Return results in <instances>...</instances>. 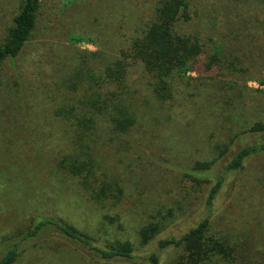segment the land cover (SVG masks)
I'll list each match as a JSON object with an SVG mask.
<instances>
[{
	"label": "rangeland",
	"instance_id": "374dc122",
	"mask_svg": "<svg viewBox=\"0 0 264 264\" xmlns=\"http://www.w3.org/2000/svg\"><path fill=\"white\" fill-rule=\"evenodd\" d=\"M155 1L42 0L22 53L1 65L0 163L7 160L10 166L0 168V256L34 220L45 217L73 225L101 247L129 241L134 248L132 260L98 261L49 228L23 241L13 264H151L147 258L154 253L159 264H173L178 249L160 248L159 240L178 239L207 216L212 232L234 246L233 261L226 264H264V151L249 156L240 169L225 171L240 141L247 140L241 132L264 120V31L259 27L264 0H193L200 16L183 24L184 30L219 38L222 52L239 70L225 76L217 65L206 71L201 60L175 80L174 99L167 103L154 100L145 83L137 84L138 123L124 134L100 124L94 152L101 170L120 182L123 192L115 204H95L75 177L54 165L66 143V127L42 116L51 114V99L66 91L58 88L61 78L80 63L94 64L90 52L114 46L119 27L129 35L134 24L148 20ZM19 3L0 0V43ZM123 11L138 15L134 24L121 17ZM16 70L21 85L15 84ZM131 71L133 79L140 78L139 67ZM225 144L228 150L221 155ZM196 161L213 162L201 184L185 174ZM218 173L223 183L207 204ZM152 221L162 228L141 244L139 231Z\"/></svg>",
	"mask_w": 264,
	"mask_h": 264
},
{
	"label": "trees",
	"instance_id": "16d2710c",
	"mask_svg": "<svg viewBox=\"0 0 264 264\" xmlns=\"http://www.w3.org/2000/svg\"><path fill=\"white\" fill-rule=\"evenodd\" d=\"M41 1L20 0L18 11L12 19L13 24L0 43V67L4 61H13L22 53L37 24ZM191 3L193 0H156L153 14L141 25L133 23L138 15L123 11L121 17L134 24L131 33L126 35L119 27L115 32L118 41L113 39L114 46L90 52V56L96 59L94 64L88 66L80 63L72 67L69 76L62 77L58 85L60 90L66 91L62 93L61 90L55 99H51V114L42 116L44 119L46 117V121H49V117L54 124L66 127L63 132L66 143L54 163L55 167L75 177L88 197L99 206L108 201L115 204L123 190L120 182L110 179L101 170L94 152V138L103 122L111 132L124 134L138 123V118H142V106L136 101L138 96L133 87L145 83L154 100L167 103L174 99L175 80L186 77L201 60L206 71L213 70L217 65L220 74L225 76H232L239 70L222 52L220 41H217L219 38H202L200 33L184 30L183 24H189L193 16H200L199 9ZM261 22L259 27L264 31V20ZM134 67L141 70L139 79L132 78L131 70ZM13 74L15 84L21 85L20 74L17 70ZM241 134H247V140L241 138V146L237 147L225 165L226 172L240 169L249 156L264 151V120L255 121ZM230 143H234V138L230 139ZM224 146L221 155L228 150V145ZM0 166L9 169L10 164L6 160ZM212 166V161H196L185 174L193 182L201 184L212 172ZM222 183L223 173H218L208 192L207 204H211ZM162 225L152 221L142 227L139 231L141 244H147L155 238ZM210 226L207 216L178 239H161L158 245L160 248L178 249V257L173 264L232 262L234 246L226 237L214 234ZM49 228H55L68 240L84 247L86 252H92L98 261L134 259V248L129 241L109 242L101 247L94 244L90 235L73 225L45 217L34 220L21 238L3 249L0 264H13L20 255L21 243ZM147 260L151 264H159V257L155 253Z\"/></svg>",
	"mask_w": 264,
	"mask_h": 264
}]
</instances>
